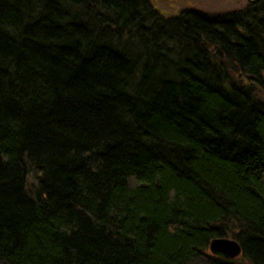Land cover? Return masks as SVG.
Here are the masks:
<instances>
[{
    "label": "trees",
    "instance_id": "trees-1",
    "mask_svg": "<svg viewBox=\"0 0 264 264\" xmlns=\"http://www.w3.org/2000/svg\"><path fill=\"white\" fill-rule=\"evenodd\" d=\"M0 264H264V0H0Z\"/></svg>",
    "mask_w": 264,
    "mask_h": 264
},
{
    "label": "rangeland",
    "instance_id": "rangeland-1",
    "mask_svg": "<svg viewBox=\"0 0 264 264\" xmlns=\"http://www.w3.org/2000/svg\"><path fill=\"white\" fill-rule=\"evenodd\" d=\"M247 2L242 0L234 2V0H164L157 3L158 9H162L166 15L176 14L182 7H196L207 12H222L232 8H237L240 4ZM248 3V2H247Z\"/></svg>",
    "mask_w": 264,
    "mask_h": 264
},
{
    "label": "water",
    "instance_id": "water-1",
    "mask_svg": "<svg viewBox=\"0 0 264 264\" xmlns=\"http://www.w3.org/2000/svg\"><path fill=\"white\" fill-rule=\"evenodd\" d=\"M160 1L164 0H152L154 6L157 8V3ZM260 0H247V2L256 4L259 3ZM161 9V8H160ZM210 251L212 254H218L222 255L224 257H229V258H237V255L241 253V246L239 245L238 242H236L233 239L230 238H215L211 243H210Z\"/></svg>",
    "mask_w": 264,
    "mask_h": 264
},
{
    "label": "flooded vegetation",
    "instance_id": "flooded-vegetation-1",
    "mask_svg": "<svg viewBox=\"0 0 264 264\" xmlns=\"http://www.w3.org/2000/svg\"><path fill=\"white\" fill-rule=\"evenodd\" d=\"M239 1H242V0H234V2L237 4V2H239ZM196 8V7H195ZM198 9V8H197Z\"/></svg>",
    "mask_w": 264,
    "mask_h": 264
}]
</instances>
